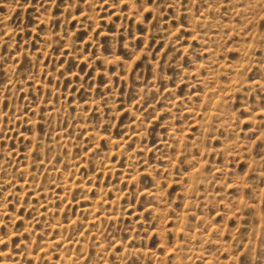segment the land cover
<instances>
[{
	"label": "rangeland",
	"instance_id": "obj_1",
	"mask_svg": "<svg viewBox=\"0 0 264 264\" xmlns=\"http://www.w3.org/2000/svg\"><path fill=\"white\" fill-rule=\"evenodd\" d=\"M0 264H264V0H0Z\"/></svg>",
	"mask_w": 264,
	"mask_h": 264
}]
</instances>
